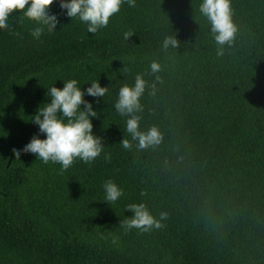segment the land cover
<instances>
[{"label": "trees", "instance_id": "1", "mask_svg": "<svg viewBox=\"0 0 264 264\" xmlns=\"http://www.w3.org/2000/svg\"><path fill=\"white\" fill-rule=\"evenodd\" d=\"M199 3L136 0L91 34L53 0L60 22L40 38L37 21L12 14L20 35L0 30V264H264V0H232L238 31L223 55ZM165 36L178 46L165 50ZM137 73L149 85L141 129L157 126L163 139L124 149L127 117L114 103ZM73 78L108 87L85 96L104 152L68 170L17 156L39 134L31 119L47 87ZM108 179L123 190L114 203ZM130 203L167 212L164 226L125 229Z\"/></svg>", "mask_w": 264, "mask_h": 264}, {"label": "clouds", "instance_id": "2", "mask_svg": "<svg viewBox=\"0 0 264 264\" xmlns=\"http://www.w3.org/2000/svg\"><path fill=\"white\" fill-rule=\"evenodd\" d=\"M135 2L136 0H60V9L68 17L78 19L86 25L88 33L96 34L109 26L111 18L121 11L123 5L134 7ZM52 5L53 0H0V30H8L10 34L19 36L20 33L12 30V14L19 11L16 23L22 24L24 19H34L37 23L32 25V32L40 38L46 28L55 29L60 22L61 13L54 11ZM199 13L210 24L217 55H223L224 46L231 45L238 31L233 19L232 0H200ZM130 35L131 33L125 32L124 38L127 39ZM178 44L175 36H165L162 47L167 50L170 47L176 48ZM149 68L152 73H158L161 65L158 61H152ZM147 87L149 85L144 74L137 73L134 83H125L119 89L114 108L122 117H127V136L120 142L124 149H147L158 145L163 139L157 126L141 129V117L138 113L143 111L141 97ZM107 93L108 87L101 86L99 80L91 81L86 90L79 86V81L75 78L64 80L63 87H57L56 84L47 87L48 99L31 119L38 126L39 134L34 135L22 147L14 146L16 155L20 156L26 150L45 164H60L62 170H68L76 160L85 164L94 163L104 152V144L102 138L93 131L92 118L98 116V111L85 96L100 98ZM40 134H43V138ZM102 188L104 199L109 203H114L123 196V190L111 179L104 181ZM127 207L133 214L123 221L125 229L135 228L147 232L164 226L162 222L167 218V212L162 211L157 217L145 203H130Z\"/></svg>", "mask_w": 264, "mask_h": 264}]
</instances>
